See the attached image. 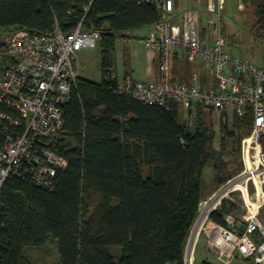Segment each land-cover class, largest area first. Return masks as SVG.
<instances>
[{
  "label": "trees",
  "instance_id": "trees-1",
  "mask_svg": "<svg viewBox=\"0 0 264 264\" xmlns=\"http://www.w3.org/2000/svg\"><path fill=\"white\" fill-rule=\"evenodd\" d=\"M252 4L254 29L262 34L264 0ZM164 19L156 5L135 0H0V47L21 31L52 36L59 28L67 35L84 21V30L102 35L103 70L101 82L79 78L64 107V129L52 148L69 164L54 189L17 177L5 183L0 264H42L34 255L52 257L54 249L58 261L45 264H185L205 198V171L214 161L216 189L239 174L243 163L235 167L242 140L252 133L253 113L248 108L243 117L235 115L233 131L222 126L236 149L227 162L224 138L213 155L214 125L202 111L182 120L177 103L162 108L119 94L117 42ZM234 210L237 205L225 201L212 219L227 226Z\"/></svg>",
  "mask_w": 264,
  "mask_h": 264
},
{
  "label": "built area",
  "instance_id": "built-area-1",
  "mask_svg": "<svg viewBox=\"0 0 264 264\" xmlns=\"http://www.w3.org/2000/svg\"><path fill=\"white\" fill-rule=\"evenodd\" d=\"M135 1L156 5L164 13V21L145 41L151 56L163 54V74L149 83L126 76L118 84L119 94L162 108L177 103L192 112L205 109L243 117L250 108L253 113L252 133L243 141V160L248 151L253 167L246 165L244 172L201 201L186 243L185 264L195 263L203 239L208 251L228 264L235 260L264 264V68L228 51L224 39L227 0H206L211 15L205 22L206 32L198 14L176 12V0ZM244 7L240 3V9ZM101 40L100 32L84 30V21L67 35L57 28L52 36L21 31L4 39L0 47V193L10 177L29 179L46 191L54 189L58 172L69 164L52 146L61 137L64 107L80 78L78 54L96 48ZM171 51H182L190 63L202 64L214 85L205 87L197 78L192 84L172 81ZM244 183L247 191L238 187ZM235 196L243 199L245 212L231 211L227 226L215 222L212 215L222 210L225 201H235Z\"/></svg>",
  "mask_w": 264,
  "mask_h": 264
},
{
  "label": "rangeland",
  "instance_id": "rangeland-1",
  "mask_svg": "<svg viewBox=\"0 0 264 264\" xmlns=\"http://www.w3.org/2000/svg\"><path fill=\"white\" fill-rule=\"evenodd\" d=\"M228 0L226 5V11L224 14L228 17L224 19V39L225 32L227 36L228 43L234 42L235 46L232 48V52L239 54L241 56L249 57L255 64L264 68V33L257 34L254 29L256 21V7L252 4V0ZM240 3L243 4L244 9H240ZM204 3H199L191 1L190 10H197L199 7L203 8ZM148 29L136 30L128 32L126 35L128 38L120 39L117 42L116 47V66L115 73L119 77H123L126 70L133 69L134 75L139 76L140 71H142L147 64V49L145 44H143V37H145ZM226 40V39H225ZM101 42V41H100ZM100 42L97 44L96 48L84 49L81 51L79 56L80 63V78L90 80L93 82H101L103 79L102 70V50ZM116 76V75H115ZM119 80V78H118ZM122 80H119L121 82ZM180 115L182 120H187L190 117V108L188 106H180ZM204 113V119L208 125H214V131L216 135L213 155L216 151H220L221 139L224 138L227 141L226 153L227 155H232L235 149L234 143L228 133L222 131V126H227L229 131L234 130L233 118L235 114L233 113H218L216 111H209L205 109H198L192 114L197 116L198 111ZM250 136V135H249ZM247 136V137H249ZM245 137L241 143V158L238 165L235 168H239V164L243 163V169L240 170L239 174L246 170V164L243 160V141L247 138ZM264 153V152H263ZM242 161V162H241ZM238 170H234L231 173L235 174ZM237 174V175H239ZM236 175V176H237ZM214 189L213 182V165H209L205 171L204 175V191L210 192ZM241 196V193H236ZM233 199L235 201H230L237 205L238 214H243L245 212L243 206L244 201L240 197L235 196ZM262 215L264 216V208L262 210ZM207 241L203 239L200 244V251L196 255L194 264H206L205 261H209L212 264H223L220 261H216L215 256L210 255L208 257L206 254ZM58 251L54 249L52 257H47L44 252H38L34 255L36 260H40L42 264L48 262L58 261L59 257ZM209 258V260L207 259ZM209 263V262H208ZM232 264H253L242 260H235Z\"/></svg>",
  "mask_w": 264,
  "mask_h": 264
},
{
  "label": "crops",
  "instance_id": "crops-1",
  "mask_svg": "<svg viewBox=\"0 0 264 264\" xmlns=\"http://www.w3.org/2000/svg\"><path fill=\"white\" fill-rule=\"evenodd\" d=\"M191 1H195L197 2V4L199 5V3H205L206 0H176V12L178 14H183L184 12H190V13H195L198 14L202 20H203V25H205L206 20L211 17V15L206 12L204 10V7L201 8L200 10L197 8V10H190V2ZM228 2V0H227ZM206 9V8H205ZM205 21V22H204ZM148 29L145 37H143V44H145L146 39L148 38V36L152 33L155 32V26L152 28H146ZM225 43L227 46V49L230 53L234 54V55H238L242 58L248 59L250 61H252L249 57H243L239 54L233 53L231 50L233 47L230 46V43H228L227 41V36H226V32H225ZM146 48V47H145ZM147 52V64L145 66V68L140 71L139 76L137 77L136 75H134V71L133 69H129L126 70L123 77H119V75L117 73H115V75L119 78V80H123L126 76H131L133 78L134 81H140L143 83H149L152 81H156L158 79L161 78L163 71H162V64H163V54L161 52L155 54L154 56H151L148 51ZM253 62V61H252ZM169 66H170V77L172 81H181L187 84H192L195 82V79L197 78V80H199V82L201 83V85H203V81L205 79V77L208 79V84L207 86L210 85H214V82L212 81L209 72L204 68V66L200 63H190L187 60V57L185 55L184 52L182 51H171L169 54ZM261 67V66H260ZM204 86V85H203ZM205 86V87H207ZM231 155L229 154L227 157L225 156V161H231ZM211 165H213V182H214V189L210 192H206V190L204 191V195L205 198L214 195L219 189H216V175H215V162H211ZM209 164V165H210ZM237 169V168H236ZM234 169V170H236ZM247 187H239V188H243L245 191H247ZM202 242V241H201ZM200 251V247L198 249V252ZM197 252V253H198ZM208 257H210V255L213 256V254L211 252H207L206 254ZM215 256V255H214ZM213 256V257H214ZM207 257V259L209 260V258ZM216 261H220L223 264H228L225 260L216 257ZM205 262H209L210 264H212L209 261H205ZM249 263H253L256 264L253 260L252 261H247Z\"/></svg>",
  "mask_w": 264,
  "mask_h": 264
},
{
  "label": "bare ground",
  "instance_id": "bare-ground-1",
  "mask_svg": "<svg viewBox=\"0 0 264 264\" xmlns=\"http://www.w3.org/2000/svg\"><path fill=\"white\" fill-rule=\"evenodd\" d=\"M251 141H252V139H249L247 143L249 144ZM258 160H260L259 157H258ZM245 163L249 169H251L253 167V163H252V160L250 159L248 151L246 152ZM246 186H247L246 183L238 185V187H246Z\"/></svg>",
  "mask_w": 264,
  "mask_h": 264
}]
</instances>
